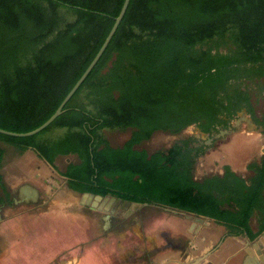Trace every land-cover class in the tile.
<instances>
[{
  "label": "trees",
  "instance_id": "1",
  "mask_svg": "<svg viewBox=\"0 0 264 264\" xmlns=\"http://www.w3.org/2000/svg\"><path fill=\"white\" fill-rule=\"evenodd\" d=\"M122 3L0 0V128L30 131L55 111ZM242 109L264 131V0H130L63 112L34 135L0 133V141L50 163L74 155L64 175L78 192L160 203L254 239L264 230V152L247 164L248 177L227 164L196 177L201 147L192 137L165 149L140 146L157 131L175 135L191 124L210 133ZM119 127L130 129L120 145L101 137ZM52 128L64 130L53 137Z\"/></svg>",
  "mask_w": 264,
  "mask_h": 264
},
{
  "label": "crops",
  "instance_id": "2",
  "mask_svg": "<svg viewBox=\"0 0 264 264\" xmlns=\"http://www.w3.org/2000/svg\"><path fill=\"white\" fill-rule=\"evenodd\" d=\"M1 143H3L0 145L2 150L0 163L1 264L10 263L9 255L13 252L14 264H27L28 261L34 262V260H39L42 264H183L197 257L200 260L196 264H256L260 262V256L264 257V237L253 243L258 234L254 239L246 235L244 238L229 236L218 244H214L208 236L203 241H196L200 251L191 258H184L183 247L179 256L182 258L181 261L177 259L178 256L162 260L166 253L164 248L169 246L168 242L164 243L162 237V232L165 231L164 226L168 223L175 226L181 225L177 221L168 219L167 212L175 211L174 208L155 202L134 205L132 202L123 201L110 194L97 197V194L78 192L69 187L68 177L64 175L67 165L74 160V155L57 156L50 163L31 147L19 153L14 145ZM9 148L11 152L20 155L13 158L10 165L5 157L6 150ZM33 195L36 196L35 201L31 199ZM30 204H33L39 212H30ZM51 205L55 207L59 205L61 210L54 213ZM144 208L152 216L150 223L146 222L148 223L145 228L146 234H144L146 238L142 240L149 242V250L153 256L149 260L140 262L135 257L139 252H143V246L139 243H124L121 240L120 229L129 225L127 218L135 222L131 225L139 224L138 212ZM58 217L69 221L70 224L66 226H73V218L81 221L78 222L81 226L75 230L78 233L75 238L72 227L65 226L64 232L69 230V233L65 232L62 238L57 237L55 220ZM26 220L44 222L38 227L30 224L33 229H39L38 238L29 236ZM250 226L252 231L256 232L257 227L251 223ZM200 227V224L191 227V222L187 226L188 229L195 231H199ZM95 230L102 234V238L97 239V242L94 241ZM139 230L141 231V228ZM58 240L63 242V246H57ZM37 248L39 253L34 254L37 255L36 258L30 260V253L38 252ZM111 253H116L117 256H110ZM94 254L99 257L94 258L92 256Z\"/></svg>",
  "mask_w": 264,
  "mask_h": 264
},
{
  "label": "rangeland",
  "instance_id": "3",
  "mask_svg": "<svg viewBox=\"0 0 264 264\" xmlns=\"http://www.w3.org/2000/svg\"><path fill=\"white\" fill-rule=\"evenodd\" d=\"M66 18L69 20L72 18V14L68 13L65 15ZM263 106V105H262ZM233 125L232 131L229 130L224 131V128H221L222 136L220 137L219 134L215 135L213 137L212 142L210 144H207V148L200 152L195 159L194 162V175L196 177H201L202 175L210 172H220L222 170V166L224 164H227L231 167L232 170L237 172L238 174L248 177L250 175V170L247 169V164L252 161H258L261 154L264 150V131L262 132L250 119V116L246 112H240L237 114L232 120ZM64 129L62 128H52L47 134L51 135L53 137H56L60 135L63 132ZM101 137L107 141L111 145H120L124 140H126L130 135V129L126 128H104L100 130ZM198 137L202 141L207 139V134H204L200 132V130L195 125H189L185 129H183L178 134H168L162 131L155 132L147 141H144L140 144L141 147H144L148 150H154L158 148H164L169 145H171L174 141L184 138V137ZM209 140V141H210ZM207 140V142L209 143ZM3 142V141H1ZM0 142V145H3V143ZM11 148L6 150V159L9 163L8 165L12 164L13 158H16L17 155L10 151ZM27 163L26 161H24ZM61 164V163H59ZM32 205V206H31ZM31 207L30 212H39V210L35 207H33V204L29 205ZM40 207V205H39ZM42 210V209H40ZM51 210L54 213H57L61 210V207L57 205H51ZM168 219L177 221L178 223H181V225L178 224V226L172 225L171 223H168L167 226H164L163 229L165 231L162 232V237L164 238V243L168 242L169 246L164 248L166 250L165 257L162 260L171 259V257H177V259L182 260V258H179V256L182 253V250L180 251L179 248L184 247L183 256L184 258H191L196 253L200 251V246L197 245L196 241L201 240L203 241L205 237H210L214 244L222 243L225 238H228V235H225L226 233V227L222 224H219L215 222L212 219H205L204 222L199 223L201 225L199 231L188 229L187 226L190 222H193L192 218H189L186 216V213L184 212H177V211H171L169 210L167 212ZM151 213L147 211L145 208L141 209L138 212V216L140 223L135 224V222L131 221L129 218L128 223L129 225L127 227H121V240L124 243H136L143 246L144 250L143 252H139V254L135 257L138 261L143 262L145 260H149L150 257L153 256L151 250H149V242L146 240H142V238H146L144 234H146L145 228H147L148 223H150ZM33 217V216H32ZM35 217V216H34ZM53 219V216H50ZM127 219H125L127 221ZM73 226H66L69 223V221L66 220V218H60L58 217L55 220V225L57 228V237L62 238L65 235V232L69 233V230L64 232V226L66 228L72 227L73 229V237L78 234L77 230L78 227L81 226L79 224L81 221L77 218H73ZM26 220V226L29 227V236H33L32 238H38L40 235L39 229L35 228L33 229L30 227V224L37 225L44 223L43 221H28ZM54 222V220H52ZM67 221V223L65 222ZM93 221V220H91ZM49 222V220H48ZM79 222V223H78ZM148 222V223H146ZM29 223V224H28ZM146 223V224H145ZM79 224V225H77ZM133 224V225H131ZM251 224L254 227H257L256 225V218L251 219ZM133 226V227H132ZM137 226V227H136ZM141 228V231L139 230ZM133 229V230H132ZM52 230V228H51ZM94 234V241L97 242V239L102 238V234H100L97 230H95ZM143 233V236H142ZM159 234V233H155ZM91 235H89L90 237ZM107 236V235H106ZM142 236V237H141ZM244 238V235H239ZM120 237V236H119ZM261 237H264V230L259 233V235L254 239V242H257L261 240ZM73 238V239H74ZM91 238V237H90ZM115 238H117L115 236ZM124 239V240H123ZM59 241V240H58ZM193 241L195 243H193ZM264 241V239H263ZM57 246H63V242L59 241L57 243ZM38 247V246H37ZM31 248V247H29ZM33 248V247H32ZM38 249V248H37ZM163 249V250H164ZM149 250V251H147ZM264 252V248H263ZM38 252L30 253L31 259H35L38 254ZM109 253V252H108ZM107 253V256H109ZM94 258L99 257L97 254L92 255ZM104 256V255H101ZM110 256H117L116 253H111ZM9 261L8 264H14L12 261L14 259V252L12 255H9ZM35 257V258H34ZM152 260V258H151ZM264 257L260 256L259 261L256 264H263ZM1 264V263H0ZM25 264V263H24ZM27 264H42L41 261H28Z\"/></svg>",
  "mask_w": 264,
  "mask_h": 264
},
{
  "label": "water",
  "instance_id": "4",
  "mask_svg": "<svg viewBox=\"0 0 264 264\" xmlns=\"http://www.w3.org/2000/svg\"><path fill=\"white\" fill-rule=\"evenodd\" d=\"M129 1L130 0H123L121 8H120L118 14L115 16L114 22H113L109 32L107 33L106 37L104 38L102 44L100 45L99 49L97 50V52L95 53V55L93 56V58L91 59L89 64L87 65V67L84 69L82 74L79 76V78L75 81V83L72 85V87L66 93V95L63 97V99L61 100V102L59 103V105L57 106L55 111L43 123H41L39 126H37L36 128H34V129L30 130V131L15 132V131H10V130H6V129H3V128H0V133L6 134V135H10V136H18V137L34 135V134L38 133L39 131H41L42 129H44L45 127H47L57 116H59L63 112L64 105L68 102V100L73 96V94L79 88L81 83L84 81V79L87 77L89 72L92 70V68L94 67V65L96 64V62L100 58V56L102 55L103 51L105 50L106 46L108 45L110 39L112 38V36L115 33L120 21L122 20V18L124 16V13H125L126 8H127L128 4H129ZM263 152H264V150H263ZM97 197H100V195H97ZM31 199L33 201H35L36 200V196L35 195L31 196ZM132 203L134 205L142 204L141 202H132ZM175 211L184 212V213H186L187 217L192 218L193 222H191V227H193L196 224L204 222L205 219H211V218L203 216V215H198V214H195V213L186 212V211L179 210V209H175ZM199 260L200 259L197 257V258H195L193 260H189V261H187V262H185L183 264H196V263H198ZM262 261H263V264H264V260H262Z\"/></svg>",
  "mask_w": 264,
  "mask_h": 264
},
{
  "label": "flooded vegetation",
  "instance_id": "5",
  "mask_svg": "<svg viewBox=\"0 0 264 264\" xmlns=\"http://www.w3.org/2000/svg\"><path fill=\"white\" fill-rule=\"evenodd\" d=\"M246 112L244 109H242V110H240L239 112H237V114H239L240 112ZM247 113V112H246ZM236 114V115H237ZM249 116H250V119H251V121L263 132V127L262 126H260V125H257L255 122H254V120L252 119V116L249 114V113H247ZM235 115V116H236ZM234 116V117H235ZM233 117V118H234ZM232 118V119H233ZM232 119H230L228 122H227V125L225 126V127H219V128H217V130H215V131H211L210 133H205V132H202L195 124H191V125H195L199 130H200V132H202V133H204V134H207V139L206 140H204V141H202L200 138H198V137H193V136H189V137H192L193 139H194V141H193V146L194 147H201V150L198 152V154L200 153V152H202V151H204L208 146H207V144H210L211 142H212V140H210V139H213V137H215V135H218L219 134V136L221 137L222 136V129L221 128H224L225 130L224 131H229V130H231L232 131V129H234L233 128V125H235L234 123H232ZM184 138H186V137H184ZM182 139V138H181ZM207 140L209 141V143L207 142ZM207 143V144H206ZM170 146V145H169ZM169 146H167V147H164V148H158V149H165V148H168ZM154 150H157V149H154ZM152 151V150H151ZM198 154H197V156H198ZM197 156H196V158H197ZM195 158V159H196ZM195 162V161H194ZM124 201V200H123ZM176 209V208H175ZM117 220H119V219H117ZM117 223H118V221H117ZM182 248L183 247H181V248H179L180 250H182Z\"/></svg>",
  "mask_w": 264,
  "mask_h": 264
}]
</instances>
